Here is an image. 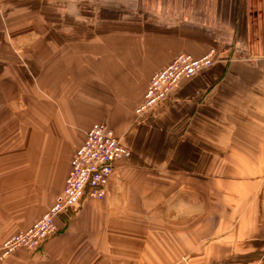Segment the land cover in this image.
<instances>
[{"label":"crops","instance_id":"crops-1","mask_svg":"<svg viewBox=\"0 0 264 264\" xmlns=\"http://www.w3.org/2000/svg\"><path fill=\"white\" fill-rule=\"evenodd\" d=\"M31 3L0 0V67L11 82L0 98H30L17 88L31 79L54 83L55 97L81 100L76 115L84 106L133 154L118 162L103 200H84L41 248L0 264H175L207 254L202 264H264V0H128L140 10L119 5L118 20L71 28L69 44L48 43L45 28L32 40ZM37 10L43 18L46 5ZM212 48L211 68L136 117L155 72L180 53ZM47 127L33 140L28 127L27 139L0 134V242L65 185L69 170L56 177ZM213 236V251L200 245L192 254Z\"/></svg>","mask_w":264,"mask_h":264},{"label":"rangeland","instance_id":"rangeland-1","mask_svg":"<svg viewBox=\"0 0 264 264\" xmlns=\"http://www.w3.org/2000/svg\"><path fill=\"white\" fill-rule=\"evenodd\" d=\"M110 4L112 5H109L108 0H32V3L30 4V14L32 16L30 20V29L32 31L31 38L33 40L34 38L39 37L37 34H33V32H37L39 28H41V30L42 28H45V37L48 43L54 42V40L56 39L59 43L69 44V33L71 28L78 27L81 30L84 27H102L105 25L104 18L107 16L111 15V17H113L115 20H118L117 16L119 11V5L123 7L126 6V8H122L126 11H133V9L135 10V7L140 10V6L142 5L128 3V0L127 2L123 0L122 3H120V0H110ZM39 5L41 6V9L46 5L47 9L46 14L42 15L43 18L40 19L38 17L37 10V8H39ZM238 5L241 6V4ZM5 69V67H0V90H7L10 89L9 87H11V82H6ZM2 79L5 82H1ZM17 90H25L27 92H31V96L30 98L24 96L17 99L0 98V123L5 124L3 128L5 130L0 132V134H8V136L13 139H27L28 136L26 129L28 127V129H30L31 134L30 138L31 140H33L35 128H38V126L42 124L44 125V123H46V125L48 126L47 149L48 152L54 155L56 158V177H65L64 174L66 168L68 171L69 163L71 161L73 153L81 143L84 136V132L87 130L88 127L90 128L91 125L93 126L94 124H96L98 120L92 121L90 119L91 115H89V113L86 112V108L84 106H81L80 104L78 107L83 113L81 115H76V113L74 112V107L76 105V101L79 100L72 99L69 97H55L53 93L54 83L48 82L47 87L44 88V85L40 86L38 82L35 83L33 79H31L30 85L26 83L22 85L20 84V87L18 86ZM49 91H51V93ZM82 101L84 102L85 100ZM79 103H81V100L79 101ZM157 108H155L154 110H156ZM154 110H152L151 112H153ZM137 118L139 119V117ZM103 124L108 126V124H106L105 122H103ZM8 125L9 127L7 128ZM23 133H25L26 135L22 136ZM126 148L131 151V154H133L130 148ZM54 172L53 174H55ZM58 184L59 179L56 178V181L54 180L52 186H56ZM52 203L53 201L51 202L47 210H45L36 218L30 219V217L28 216V212L27 215H24L23 212L17 213V215H24V217L19 216L21 220H25V218L29 217L30 222L27 226L22 227V229L20 227L21 225L16 226L15 230H11V233H9L10 235L4 236L5 238L0 242V260L3 261L12 255L11 254L6 258L2 257L1 246L3 242L10 238L12 235L16 234L17 232L31 226L38 218H40L48 211ZM213 238L214 236L212 238H208L207 242H202L201 244L198 243L196 245L197 248L194 249V252H192V254H197L200 245L205 247L208 252L209 250L213 251V246L216 245L214 241H210ZM228 245L229 244H227V247ZM207 255L208 256H206V258H204V256H202L203 258H190V256H184L180 259H176L175 264L207 263L209 261V254ZM220 263L226 262H219L217 264Z\"/></svg>","mask_w":264,"mask_h":264},{"label":"built area","instance_id":"built-area-1","mask_svg":"<svg viewBox=\"0 0 264 264\" xmlns=\"http://www.w3.org/2000/svg\"><path fill=\"white\" fill-rule=\"evenodd\" d=\"M216 59L217 51L214 48L201 57L178 54L167 66L150 77L135 115L141 118L167 102L182 81L211 68ZM131 155V151L122 144L113 130L103 123L94 124L86 133L83 143L74 151L62 192L44 215L3 242L2 257L6 258L22 249L29 252L38 250L58 233L57 219L61 215L73 210L86 199L103 200L118 162L130 159Z\"/></svg>","mask_w":264,"mask_h":264}]
</instances>
